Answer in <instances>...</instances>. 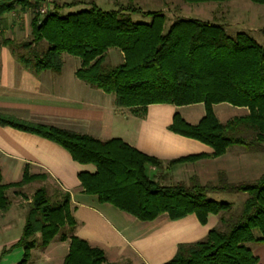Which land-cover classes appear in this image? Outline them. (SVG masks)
Wrapping results in <instances>:
<instances>
[{
  "label": "trees",
  "instance_id": "obj_1",
  "mask_svg": "<svg viewBox=\"0 0 264 264\" xmlns=\"http://www.w3.org/2000/svg\"><path fill=\"white\" fill-rule=\"evenodd\" d=\"M249 1L264 5V0ZM84 2L88 6L64 11ZM113 3L115 9L103 10L93 0H0V47H7L34 74L45 70L59 73L63 55L74 56L79 59L76 77L112 93L116 106L138 115L149 104L202 103L204 115L196 124L187 123L176 112L169 129L207 144L212 151L167 161L168 166L216 158L232 146L250 152L264 149V44L244 31L229 34L224 17H215L216 22L176 17L166 26L161 12L142 11L132 0ZM26 11L31 14L27 35L19 39L7 36L6 31L17 24L15 18L8 22L7 14ZM133 13L149 20L135 22ZM220 103L245 112L221 122L213 111V105ZM0 125L49 139L76 162L93 165V172L77 174L83 192L138 220L150 221L164 213L172 220L194 214L204 224L210 214L218 215V223L204 238L179 243L174 255L162 264L257 262L248 244L264 243V173L253 180L231 182L220 171L215 182L200 183L191 176L188 182L163 184L161 179L168 180L167 174L160 171L150 178L145 171L147 166L161 168L163 161L120 138L100 140L3 112ZM34 181L40 185L25 195L23 187ZM9 190L24 198L23 224L18 239L3 248L0 257L19 246L22 259L18 264H25L32 248H45L58 235L60 241L68 240L61 264H111L102 249L74 235L76 221L69 192L50 183L46 173L30 172L26 167L20 179L10 183H3L0 173V214L11 208ZM212 192H241L246 197L234 215L230 203L206 196Z\"/></svg>",
  "mask_w": 264,
  "mask_h": 264
},
{
  "label": "crops",
  "instance_id": "obj_2",
  "mask_svg": "<svg viewBox=\"0 0 264 264\" xmlns=\"http://www.w3.org/2000/svg\"><path fill=\"white\" fill-rule=\"evenodd\" d=\"M78 66L79 59L66 54L59 73L45 70L34 74L24 68L7 47L1 46L0 112L100 140L120 138L140 152L163 161L161 168L147 166L145 169L150 178L160 171L167 174L168 180L161 179L163 184L188 182L191 176L200 183L216 181L220 171L235 182L234 177L251 175L259 164H264V154L232 146L216 158L168 166L167 161L212 151L207 144L169 129L176 112L187 123L196 124L204 115L203 104L189 107L149 104L145 112L138 115L130 108L116 106L112 93L76 77ZM230 157L233 159L230 163L217 165ZM26 167L30 172L46 173L50 183L69 192L70 210L76 221L74 235L102 249L105 260L111 264H162L174 255L179 243L204 238L218 223L217 214H210L204 224L194 214L172 220L164 213L150 221L138 220L108 203L99 202L95 195L83 192L77 174L93 172V165L76 162L64 148L49 139L0 125L1 181L3 177L9 178L3 183L19 180ZM9 227V222L0 217V234L7 233ZM17 239L15 236L7 238L5 241L11 243L6 247L1 244L0 251ZM64 243L67 252L68 240L60 241ZM248 246L258 258L254 264H264V243L250 242ZM20 253L17 251L18 256ZM5 254L0 257V264H16L7 260ZM47 258L49 255L45 254L43 261Z\"/></svg>",
  "mask_w": 264,
  "mask_h": 264
},
{
  "label": "rangeland",
  "instance_id": "obj_3",
  "mask_svg": "<svg viewBox=\"0 0 264 264\" xmlns=\"http://www.w3.org/2000/svg\"><path fill=\"white\" fill-rule=\"evenodd\" d=\"M59 3L71 2L72 0H56ZM87 1V0H85ZM97 6L103 10L115 9L116 5L113 0H93ZM128 0H118V2L126 3ZM134 4L142 9V11H158L165 15L166 26L169 25L176 17L196 18L200 20H206L210 22H216L220 15H225L226 30L229 34H234L238 31H244L250 34L258 43L264 44V5L255 4L249 0H228L221 2H205V3H189L184 0H132ZM88 6L86 2L78 4L70 8H65L64 11H75L79 7ZM19 9V6L18 8ZM18 11V10H17ZM30 11L17 14L15 12L7 14L8 22L15 18L16 25H13L11 29L6 31L7 36L14 38H23L29 32V20L31 17ZM131 19L135 22L148 21L149 18L143 16L140 13L131 14ZM66 55V54H64ZM63 55V56H64ZM112 62V61H111ZM116 62V61H115ZM186 105L184 107H189ZM213 111L216 118L224 122L227 119L244 114L245 110L242 108H236L226 103H220L213 105ZM235 149H243L241 146H234ZM253 153L264 154V149H258L251 151ZM232 157L218 162L217 165L221 166L228 164L232 161ZM237 164V163H233ZM259 168H255L250 174L245 177H234L233 179L240 180H253L258 177L261 172H264V164H259ZM243 178V179H241ZM9 178L3 177L2 182H6ZM230 181V180H229ZM211 182H215L212 181ZM234 182V181H231ZM40 183L38 181L31 182L23 187L25 195L32 193ZM8 196L12 200L10 210L5 214H0V217L9 222L10 227L5 234H0V245L8 246L11 242L5 241L9 237H19L22 224L23 215L25 209V201L23 197L13 195L12 190L8 191ZM208 198L218 201H224L231 204V213L237 214L241 208V204L246 197L245 193L241 192H215L207 193ZM216 226V225H215ZM218 226V225H217ZM2 235V236H1ZM20 250V255H17V251ZM49 255L47 261H43L45 254ZM66 253V244H60L58 235L53 238L48 246L41 248L36 245L30 251V257L25 264H55L60 263L62 257ZM7 260L13 261L18 264L22 259V248L19 246L13 247L5 254Z\"/></svg>",
  "mask_w": 264,
  "mask_h": 264
},
{
  "label": "built area",
  "instance_id": "obj_4",
  "mask_svg": "<svg viewBox=\"0 0 264 264\" xmlns=\"http://www.w3.org/2000/svg\"><path fill=\"white\" fill-rule=\"evenodd\" d=\"M41 12L43 11V9L40 10Z\"/></svg>",
  "mask_w": 264,
  "mask_h": 264
}]
</instances>
